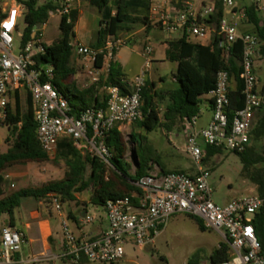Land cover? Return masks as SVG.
Masks as SVG:
<instances>
[{
  "label": "built area",
  "instance_id": "built-area-1",
  "mask_svg": "<svg viewBox=\"0 0 264 264\" xmlns=\"http://www.w3.org/2000/svg\"><path fill=\"white\" fill-rule=\"evenodd\" d=\"M56 6L49 12L59 17H70L77 1L50 0ZM20 0H0V127L6 128L9 94L12 88H23L30 96L36 139L48 158L55 156L58 141L69 138L84 155L108 162L111 152L106 138L115 126L132 125L143 119L142 91L151 71L152 48L146 44L142 51L143 65L131 82L129 93L117 87H104L105 106L86 108L76 113L68 97L51 83L53 71L44 66V76L36 68L35 58L42 55L45 44L41 33L32 34V40L21 44L19 18L25 15ZM197 0H150L147 22L161 29L166 35L183 33L197 42L219 38L217 47L226 56L236 44H241L238 80L241 84V106L232 109L230 92L236 81L226 70L215 75L213 88L206 94L211 102V119L206 127L198 128V116L184 118L181 124L184 136L183 152L194 164L195 173L180 171L161 173L149 171L135 186L141 195H131L107 200L101 207L107 227L91 236L85 228L95 222L93 213L85 208L82 216L72 222L59 195L47 194L42 206L57 220L62 237L57 255L39 254L25 257L26 235L11 225L0 228V264H33L41 259H62L72 263L86 261L95 264H119L125 256V247L147 249L169 219L184 215L199 219L204 228L224 234L229 246V258L217 264H264V251L252 225V219L262 205L257 194L232 200L225 206L212 200L213 190L209 172L203 167L205 148H218L241 154L249 143L255 114L264 110V56L261 54L260 37L251 31H242L240 24L249 26L247 5L237 6L236 0H222L223 15L209 22L217 13L210 0L196 9ZM256 10L264 12V2L255 0ZM24 24V28H25ZM24 30V29H23ZM19 36V50L15 54V38ZM121 35L108 36L101 49L89 45H72L75 55L90 66L86 70L89 84L99 82L106 75L118 50L126 45ZM102 56L101 66L95 65ZM261 73H258V71ZM258 74L262 76L260 81ZM137 198V203L134 199ZM75 226V231L72 229Z\"/></svg>",
  "mask_w": 264,
  "mask_h": 264
},
{
  "label": "trees",
  "instance_id": "trees-1",
  "mask_svg": "<svg viewBox=\"0 0 264 264\" xmlns=\"http://www.w3.org/2000/svg\"><path fill=\"white\" fill-rule=\"evenodd\" d=\"M90 6L95 7L101 13L99 30L91 47L101 49L108 36H117L127 30L126 25L134 22L137 15H147L150 0H84ZM217 13L209 22L218 20L223 15L222 0H212ZM238 1V0H236ZM26 9L21 44L32 40V34L36 36L39 30L46 24L49 12L54 11L56 6L50 0L39 5L38 0H25ZM112 8L115 12L112 14ZM249 19V30L256 33L262 42L261 54L264 56V20H262L256 8L250 4L246 7ZM135 16V17H133ZM76 21V12L70 17H60L58 29L60 38L45 46L44 53L35 58L36 68L42 73V81H47L44 76V66L51 67L53 71L52 85L63 95L68 97L69 105L76 113L86 108H101L105 106L106 96L101 100L96 93L102 87H117L121 93H129L127 77L116 62H111L104 79L93 84L83 91H77L73 83L68 80L74 74L70 67L71 40L74 37L73 27ZM149 29V25L147 28ZM161 30V29H160ZM220 39L214 38L206 46L192 43L184 34L181 38L168 42L166 59L177 63V69L173 76L177 89L167 92L165 95L154 91V84L146 82L142 91L141 111L143 119L134 123L129 134V142L133 144L132 160L125 159L127 145L121 131L115 126L108 137L106 145L111 152L108 165L98 158L82 154L74 146L69 138H61L58 141L55 161H62L65 172L61 179L51 180L40 187L20 189L10 194H5V180L2 172L14 165L27 163H43L48 160L36 139V124L33 119L31 99L26 97V110L23 114L19 109L17 94H15V110H7L5 143L7 150L0 152V219L5 214L11 225L13 212L21 205L24 198H32L35 201L42 200L47 194L55 193L60 196L65 204L75 201V194L88 189L92 190L90 203L102 207L107 200L141 195L135 183L152 170L156 165L161 173H168L158 161L156 150L149 144L147 134L160 126L159 111L156 100H164L167 96V104L163 113L164 123L161 125L168 132L177 129L184 118L189 119L197 116L200 110V97L206 95L214 86L216 73L226 70L230 78L236 81V87L230 92L231 108L241 106V84L238 80L240 71L242 46L236 44L228 55L224 56L217 47ZM102 56L99 55L95 65L100 67ZM260 81L262 76L259 77ZM181 130V127H180ZM206 159L219 154L222 149L205 148ZM241 159V176L256 186L257 195L264 200V110H259L253 120L249 143L246 150L235 153ZM205 160V159H204ZM259 165V168H254ZM134 166V169H133ZM89 168V173L86 174ZM182 172V171H180ZM137 203V198L134 199ZM200 231H206L202 222L191 217ZM252 225L256 236L264 251V205L255 213ZM228 243H220L210 255L213 264L225 261L229 258ZM83 262V261H82ZM196 264V263H190Z\"/></svg>",
  "mask_w": 264,
  "mask_h": 264
},
{
  "label": "rangeland",
  "instance_id": "rangeland-1",
  "mask_svg": "<svg viewBox=\"0 0 264 264\" xmlns=\"http://www.w3.org/2000/svg\"><path fill=\"white\" fill-rule=\"evenodd\" d=\"M45 1L47 0H38V4L41 5ZM24 2L25 0H20L19 5L23 4ZM254 2L255 0H238L236 4L237 6H244L253 4ZM262 2H264V0H262ZM139 21L140 18L137 19L135 25L129 26L127 31L131 33L134 31V29L140 27ZM58 24L59 15H50L46 22V25L42 28L41 31V40L45 45L56 42L60 38ZM23 29L24 18L23 16H21L19 18V34L23 32ZM19 41V36H16L14 43L15 54H17L19 50ZM127 43L128 40L126 42V45ZM136 46L141 47V42L139 39L137 40ZM153 46L155 48H158L157 44H154ZM151 71L157 93L165 95L167 92H171L177 89L178 85L173 80V76L176 72V64L174 62L165 61L163 64H161L160 62L156 61L153 64ZM258 73H261V71L259 70ZM258 77H260V74H258ZM24 95L25 94L23 93V100L25 98ZM156 104L159 111L160 126L147 134L149 144L156 150L158 161L167 172H173L181 169L185 171L186 174H191L195 170V168L189 156L181 150L183 147L182 136H180L179 138H175L174 134L176 133V131H178L177 129L168 132L163 127H161V125L164 123L163 113L165 111L167 100L157 99ZM199 115L201 116L200 124H202L208 117L207 108L203 100L200 104ZM133 125L134 124L127 126V128L121 132L127 145L125 159L128 162H131L132 160L131 156L133 144L129 142V134L132 131ZM180 127L181 124L179 126V130ZM7 134V129L5 127H0V139L5 145L6 143L3 139L7 137ZM170 154H178L180 160L171 157ZM106 164L108 165V163ZM26 166H29V169H26L27 174L23 178L20 177L16 180H5L4 190L6 195L12 192H16L20 189L40 187L42 184L51 180H59L63 177L66 170L65 165L62 161H55V156L48 158V160L43 163H27L24 165H14L12 167L24 168ZM203 167L209 172V183L213 190L212 200L216 205L225 206L234 199L257 194L256 186L249 180L241 176V159L235 153L227 150H222L219 154H216L208 159L205 158ZM254 168H259V165H256ZM152 170L157 172L159 171L156 165L152 166ZM88 173L89 168L87 169L86 174ZM10 184H14L15 188L10 190ZM91 194V189L79 193L76 202L65 204L66 212L73 209H83L87 207V209L93 213L95 219L102 216L101 207L94 206L90 203ZM28 202H30V198H24L21 200V205H24ZM19 209L20 207L14 210V215L16 218ZM43 209L48 215L51 216V214H49L44 207ZM52 224L55 226L56 224H58V222L56 223L52 219ZM210 232L211 231H200L197 224L191 217L176 215L169 219L165 226L164 232L162 234H159V236L155 240V244L152 247H149L147 249H139L135 247L133 248L131 246H126L125 252L127 253L129 259L133 261V264L200 263L208 255V247H210L211 245H216V243L214 242L215 235ZM50 244L52 245V242ZM204 247H206L208 251L205 252L204 250H202L204 249ZM57 254L58 252H56V255ZM33 264L95 263H89L86 261L80 263H72L62 259L47 260L46 258H43L39 262H35Z\"/></svg>",
  "mask_w": 264,
  "mask_h": 264
},
{
  "label": "crops",
  "instance_id": "crops-1",
  "mask_svg": "<svg viewBox=\"0 0 264 264\" xmlns=\"http://www.w3.org/2000/svg\"><path fill=\"white\" fill-rule=\"evenodd\" d=\"M209 1L210 0H197L196 2L197 11L200 12L202 9V6L204 4H207ZM74 11L76 12V21L73 27L74 37L71 40V46L75 44H83V45H89V46L93 45L95 38H96L97 31L99 30V27H100L99 22L101 19V13L95 7L90 6L89 3L84 0L77 1L75 3ZM114 12L115 10L114 8H112V14ZM259 15L261 16L262 20H264V12H260ZM139 18H140V21H139L140 27H138L137 29H134L133 32L129 33L127 31L129 26L135 25L137 19ZM59 21H60V17H59ZM147 25H148L147 15H144V16L137 15L135 17L134 22H129L126 25L127 30L122 31L119 34L123 36L124 38H126L128 40V43L127 45H125L124 47H122L120 50L116 52L112 62H116L117 64L120 65L123 73L127 77V87L129 90L131 89V82L133 78L138 74V72L140 71L143 65L144 60L142 57V51H143L144 46L146 44H149L152 48V55H151V61H152L151 69H152L153 64L156 61L160 62L161 64H163L165 61H168L166 59V50L168 49V42L177 40L184 35L181 32L173 34V35H166L162 30L157 29V27L149 26V29H146ZM42 28L40 29V33L42 31ZM249 28L250 26L248 25H243V24L240 25V29L242 31H248ZM138 39L141 42V47L136 46ZM188 40L192 43H198L203 46L208 45L210 42V40L205 41V42H197L193 39H188ZM154 44H157L158 48H155L153 46ZM175 64H176V69H177V63ZM89 66L90 64L80 60L75 55L73 49L71 48L70 67L73 68L74 74L68 80V83H73L75 90L83 91L89 88L90 86H92L89 84V79L86 74V70ZM105 76L106 75H102L101 79H104ZM152 76H153L152 71H150L148 82L154 84V80ZM103 88L104 87L99 89L96 93L97 97L100 100L105 95ZM154 91L157 92L155 85H154ZM23 93L25 94L24 100L22 98ZM15 94H17L19 109L21 111V114H23L25 112L26 97L28 93L23 88H12L9 94L10 110L12 112H14L15 110ZM165 99L167 100V96L165 97ZM200 100L201 101L203 100L206 105L208 117L205 122L200 124L201 116L198 113L197 114L198 116L197 127L204 128L207 126V124L209 123L211 119V102L208 100L207 95L201 96ZM127 126L128 125H119L117 126V128L119 131L122 132L124 129L127 128ZM180 136H182L183 147H184V136L182 132V127H181V130L176 131V133L174 134L175 138H179ZM183 147L181 149L182 151H183ZM6 150H7V145L3 144L2 140L0 139V152L4 153L6 152ZM170 156L176 158L177 160H180V157L178 154H170ZM205 158H206V151H205ZM26 169H29V166H26L24 168L12 167L2 172V177L4 180H9V179L16 180L20 177L23 178L27 174ZM177 171H182L186 173L185 171L181 169ZM168 172H172V171H168ZM194 173H195V170L190 175ZM14 188H15L14 184L9 185L10 190ZM78 194H75V201L73 202L77 201ZM19 207L20 209L17 214V218L15 217L14 212H13V220H12L11 226L14 227L16 230L23 232L26 235L28 243L22 252L23 256L28 257L32 255H39V254H48V255L55 256L56 252L59 253L60 248H61L62 237L60 234L58 224H56L55 226L52 224V219L56 223H57V220L54 218V216H50L45 212L42 206V200L34 201L32 198H30V202L24 205H20ZM84 209L85 208L73 209L66 213L68 214L72 222H76L77 219L82 216V212ZM8 221H9L8 216L3 215V217L0 219V228L3 227L5 224H8ZM106 227H107V223L105 219V214L102 210V216L95 219V222L92 225L86 227L85 232L88 235L95 236L101 233L102 231H104ZM72 229L73 231L76 232L74 225H72ZM164 230H165V227L161 231L160 234H162ZM206 231H211L210 233H213L215 235L214 242L216 243V245H211L210 247H208L209 251L206 249V247H204V249L202 250H204L205 252L208 251V255L200 263H196V264H213V262L210 259V255L215 249L218 248L220 243H227V240L223 233L213 231V230H206ZM202 232H205V231H202ZM51 242H52V245L50 244ZM119 264H133V261L129 259L127 253L125 252V256Z\"/></svg>",
  "mask_w": 264,
  "mask_h": 264
}]
</instances>
